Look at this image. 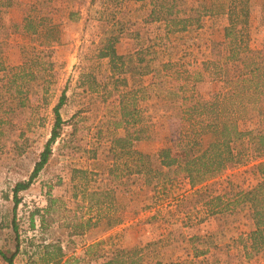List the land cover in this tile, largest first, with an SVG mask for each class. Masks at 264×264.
<instances>
[{"label":"rangeland","instance_id":"obj_1","mask_svg":"<svg viewBox=\"0 0 264 264\" xmlns=\"http://www.w3.org/2000/svg\"><path fill=\"white\" fill-rule=\"evenodd\" d=\"M15 1L14 7L0 10V39H6L0 61L7 69L21 64L23 49L30 53L32 48H38L36 37L14 33L12 27L21 22L23 6L35 0ZM91 1L50 0L52 19L60 30V42L52 49L53 68L42 74L37 91L30 96L29 107L16 119L18 122L3 126L0 136V249L8 253L14 251L12 188L17 182L28 180L50 137L52 109L65 91L61 118L68 120L76 113L78 116L71 126L63 127L60 139L52 146L49 163L31 186L18 195L21 203L15 211V220L20 249L14 264H39L43 242H58L62 246L64 257L60 264H88L86 250L97 242L102 243L101 254H108L114 247L143 248L141 264H259L260 257L247 260L242 253L240 238L251 227L246 209L229 205L211 215L202 205L193 209L183 205L177 208L182 197L192 193L188 181L181 177L164 186L155 185V179L152 185H146L144 177L125 180L130 191L121 186L115 195L121 223L108 226L106 219L101 217L96 227L83 234L73 233L72 224L90 216L96 219V210L88 212L81 194L104 188L106 172L112 163L108 153L109 138L124 134L121 129L113 130L112 122L116 118L113 95L103 100L105 95L101 88L109 73L108 61L96 57L100 39L105 34L117 32L119 55L150 46L157 53L151 57L155 64L181 61L196 73L209 55L211 42L223 40L224 27L228 24L227 0H186L181 8L187 15L200 16L199 27L192 26L176 33H167L164 23H144L150 9L148 0ZM248 5L249 46L264 50V0H249ZM115 23L118 25L114 30ZM90 71L100 83L94 92L87 91L86 79H82ZM6 74L0 73V77ZM150 80L147 76L134 81L148 85ZM132 84L133 80L128 77L129 88ZM220 87L217 82L204 81L196 90L207 99ZM110 88L108 92H112ZM154 123L155 138L138 144L151 155L167 146L164 137L169 127L161 125L156 118ZM73 128L77 131L71 139L68 134ZM21 130L23 137H18ZM92 153L96 156L92 157ZM254 163V160L245 161L212 179L214 194L232 202L236 188L247 190L255 186L260 175L251 170ZM73 169L85 170L89 175L85 179L76 176L71 182ZM49 186L51 196L61 201L55 206V212L47 216L44 230H40L37 216L34 217L35 228L31 229L29 214L35 208L45 209ZM224 192L227 195H223ZM191 236L199 238L194 245L190 242ZM146 244H150L147 249ZM193 248L206 254L196 258ZM0 264H3L1 260Z\"/></svg>","mask_w":264,"mask_h":264},{"label":"trees","instance_id":"obj_2","mask_svg":"<svg viewBox=\"0 0 264 264\" xmlns=\"http://www.w3.org/2000/svg\"><path fill=\"white\" fill-rule=\"evenodd\" d=\"M185 1L148 0L150 9L144 23H164L167 33L199 27L200 16L187 15L182 10L181 5ZM227 4L228 24L224 27L223 40L211 42L209 55L201 62L196 73L181 61L155 64L151 57L157 53L150 46L119 55L116 51L119 40L117 32L105 34L100 39L96 57L108 61L109 73L107 82L101 88L105 95L103 100L105 102L113 95L116 116L112 122L113 130L121 129L124 134L109 138L108 153L112 163L106 172L104 188L93 192L83 191L81 194L88 212L96 210V219L90 216L83 222L72 224L73 233L83 234L89 228L96 227L101 217L106 219L108 226L121 223L115 195L119 187L126 188L125 180L129 181L133 176L144 177L146 185H152L155 179V185L164 186L181 177L188 181L192 193L182 197L177 208L183 205L184 208L193 209L202 205L211 215L222 211V208L227 209L229 205L246 209L251 227L240 238L242 253L247 260L260 257L259 264H264V50L249 46V0H227ZM15 5V0H0V10ZM22 13L21 22L12 26L13 32L36 37L38 48H32L30 53L23 49L21 64L11 69L0 61V73L7 72L0 77V136L3 126L17 123L16 119L22 111L29 107L30 96L37 91L42 74L53 68L52 49L54 44L60 42V30L52 19L50 0H35L23 6ZM117 25H112L114 30ZM5 47L6 39H0V55ZM147 76L151 77L148 85L134 81ZM128 77L133 80L130 88ZM82 79H86L87 91L94 92L100 85L93 71L84 74ZM204 81L221 84L220 90L207 99L202 97L196 86ZM109 86L112 92H108ZM65 100V91H62L52 109L50 137L34 163L28 180L17 182L12 188L11 228L15 234V245L13 252L0 249L3 264H14L20 249L15 220V211L21 203L19 193L27 190L49 163L52 146L60 139L63 127L71 126L78 116L76 113L68 120L61 118L60 110ZM155 118L161 121V125L169 126L168 134L164 137L167 146L151 155L138 151L135 145L155 138ZM76 131L73 128L68 134L69 138L73 139ZM18 137H23L22 130ZM95 156L92 153V157ZM248 160L256 162L251 170L260 175L257 184L247 190L236 188L232 202L220 194H214L215 183L212 179ZM88 175L85 170L73 169L71 182L76 180V176L85 179ZM128 188L126 191L129 192ZM50 192L51 186L47 190L45 209L40 211L35 208L29 214L31 229L35 228L34 217L37 216L39 228L44 230L47 216L55 212V206L61 201L52 197ZM223 195H227V192ZM197 241L198 236L190 237L191 244ZM101 244L97 242L88 246V264H141L143 260V248L114 247L108 254H101ZM41 245L43 252L38 258L39 264L61 263L64 252L58 242H43ZM149 247L150 244L145 245L146 249ZM193 251L196 258L206 254L197 252L196 248Z\"/></svg>","mask_w":264,"mask_h":264},{"label":"crops","instance_id":"obj_3","mask_svg":"<svg viewBox=\"0 0 264 264\" xmlns=\"http://www.w3.org/2000/svg\"><path fill=\"white\" fill-rule=\"evenodd\" d=\"M138 144H141V142L140 143H137V146L135 145V149H137L138 151L144 152L142 149H140V147H138ZM144 153H147V152H144Z\"/></svg>","mask_w":264,"mask_h":264}]
</instances>
